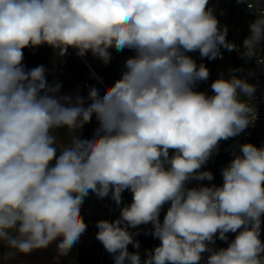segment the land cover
<instances>
[{
	"label": "clouds",
	"instance_id": "1",
	"mask_svg": "<svg viewBox=\"0 0 264 264\" xmlns=\"http://www.w3.org/2000/svg\"><path fill=\"white\" fill-rule=\"evenodd\" d=\"M208 5L0 0V243L10 250L4 259L55 243L59 264L86 231L81 207L91 192L97 199L110 195L120 208L118 218L95 225L114 264H264V145L238 144L221 169L222 185L187 187L214 179L202 166L220 141L239 136L257 116L250 103L256 86L235 75L243 69H230L227 78L221 73L208 95L196 86L208 80L209 70L189 53L212 61L224 48L245 61L256 57L264 6L248 3L256 19L240 51ZM42 45L61 60L71 48L104 65L111 62L110 49L134 55L103 95L89 86L85 98L61 95V83L47 81L44 65L25 68L22 50ZM93 116L92 138H81ZM61 129L67 143L59 142ZM125 190L132 202L121 207ZM149 224L144 234L160 244L142 261L134 239L139 233L130 229ZM230 232L237 235L228 246L214 249ZM129 244L137 251L129 252Z\"/></svg>",
	"mask_w": 264,
	"mask_h": 264
},
{
	"label": "built area",
	"instance_id": "2",
	"mask_svg": "<svg viewBox=\"0 0 264 264\" xmlns=\"http://www.w3.org/2000/svg\"><path fill=\"white\" fill-rule=\"evenodd\" d=\"M248 3H253L257 6H264V0H247V2L238 3L237 0H209V7L213 8L215 11L216 8H221L223 5L228 7H233L236 12L242 15V20L239 22H235V18L232 17V20L228 21L224 26H227V41L234 43L243 51L242 45L243 41L246 37L250 35L249 24L252 23L256 19L255 9H249ZM222 26L221 29L224 27ZM37 48H25L23 49L30 57V60L33 62L36 54ZM75 52V50H73ZM112 59L108 65H104L101 61L95 59L92 54L89 52L86 54L84 58L78 57L81 64L88 69L89 75L83 80V88L88 90L89 86H93L95 83H98L103 91L106 87L112 86L115 81L120 79L122 66L125 60L134 55V52L128 49H125L121 52L115 51V49H110ZM191 53H189L190 55ZM222 58H217L215 61H225L230 60L236 69H243V71L236 72L235 75L240 78L246 79L249 83L254 84L256 86L255 96L250 101L251 104L255 106L256 109V119L254 124L249 126L241 133L239 137V143H252L257 147L264 145V63L258 64L257 58L260 60H264V41L258 47L257 56L252 59L245 61L241 57L238 51H231L221 48ZM194 58H199L197 60V64L204 63L205 65H212V62H209L207 58H201L199 52L193 53ZM93 61H97L102 66V73H99L96 70V66ZM34 68V65H32ZM95 77H99L102 80L96 79ZM201 92H205L208 95H212L211 89V80L208 78L205 81V85ZM246 99V98H245ZM222 141H220L221 143ZM219 143V145H220ZM238 149L237 144L232 147V152H230L231 160L233 157V151ZM187 187H192L191 183L187 185ZM112 210V204L110 203V211ZM264 218V214H262L261 219ZM218 235V234H217ZM226 246L230 243L229 240L227 242L223 241ZM215 247V246H214ZM203 257L206 259L209 253H203Z\"/></svg>",
	"mask_w": 264,
	"mask_h": 264
},
{
	"label": "rangeland",
	"instance_id": "3",
	"mask_svg": "<svg viewBox=\"0 0 264 264\" xmlns=\"http://www.w3.org/2000/svg\"><path fill=\"white\" fill-rule=\"evenodd\" d=\"M214 15L218 19L220 27L224 26L228 21L232 20V17L235 18V22H239L242 20V15L240 13L236 12L233 7H228L225 5H223V7L221 8H216V10L214 11ZM190 55L193 57V53H191ZM68 56H70L71 59H73V61H75V63L81 67L82 64L80 60L78 59V57L75 55V52L73 51V49L71 48L69 49ZM193 59H195L197 63V60L199 58L193 57ZM93 62H94V65L96 66V70L99 73H102L101 64L97 61H93ZM209 62H212V65L215 67V80L221 75V73H223L225 78H227L229 75V70L236 69V66H234V64L230 60H225V61L212 60ZM56 68L62 74V78L59 81L62 85L60 94L61 95H65V94L75 95L77 92H79L81 95L84 96L86 89L83 88L82 76H78L72 69L68 68L65 65L64 60L63 59L61 60L60 58L56 60ZM196 90L200 91L198 89V84L196 86ZM240 135L234 138H229L226 141L222 140V143L228 147L229 154L226 156H220L218 158H214V157L210 158L208 162L205 165H203L202 168L200 169V171H211L213 173L214 179L212 181H207V180L200 181V182L192 181L191 182L192 187H195L197 184H203L206 186H211L212 184H215L217 186L222 185L223 178L221 175V169L223 167H226L231 161L230 152H232L233 146H235L236 144L237 145L240 144L239 143ZM81 137H82V132H81ZM58 139L61 144L68 142L69 137L66 135L65 130L61 129L58 131ZM171 151L172 150H170V153ZM234 151H238V149ZM110 212H111L110 202L107 200V198L97 199V197L91 192L89 193V196L85 198V201L81 207L82 217H83L84 222L87 224L89 231L92 230L93 220L95 219V217L108 216ZM140 226H137L136 229H138ZM136 229H130V231H136ZM227 235L229 237L228 239L229 242H231L235 238L237 233L230 232ZM135 238L138 240V235H136ZM217 242L219 241H216L215 244H217ZM226 247L227 246L225 244L224 248ZM49 249L51 250V252H54L55 247L49 246L47 250ZM103 249H104V246L101 243V246H100L101 253L103 252ZM8 251L10 250L6 248L2 243H0V264H56L55 259H54L56 256L55 257L49 256L48 261L46 260L43 262L39 261L40 256L38 255V253L40 252V254L43 255L45 249L35 250L32 253L27 254V255L18 254L15 257L4 259ZM77 255L74 257L69 256V255L60 256L59 264H91L90 260L86 261L85 259L81 261V258L83 257H80V256L77 257Z\"/></svg>",
	"mask_w": 264,
	"mask_h": 264
},
{
	"label": "trees",
	"instance_id": "4",
	"mask_svg": "<svg viewBox=\"0 0 264 264\" xmlns=\"http://www.w3.org/2000/svg\"><path fill=\"white\" fill-rule=\"evenodd\" d=\"M23 51V55H24V60L23 63L25 65L26 69H31L32 65H34V67L38 66V65H44V67L47 69L46 72V79L48 82H52L54 79L57 81H60V79L62 78V74L61 72L56 68V60L59 59L58 57H56L54 55V51L51 47L47 46V45H42L39 46L37 49V54L36 57L34 59V61L32 62L30 60L29 55L24 51ZM65 65L72 69L78 76H82V80H84L88 75V69L81 65L78 66L75 61H73V59H71L70 56H65L63 58ZM208 70H209V79L211 80V84L213 81H215V67L213 65H205ZM238 78H240L239 76H237ZM205 85V81L203 82H199L198 83V89L200 91H202L203 87ZM93 86L97 87L100 90L101 95H103L104 91L102 89V87L98 84L95 83ZM88 94V90H86V92L84 93V97L86 98ZM97 126V122L95 120V117L93 116L92 121L88 124H86L84 126V128L81 130L82 132V137L84 139H91L94 129ZM229 154V150L228 147L223 144L222 142L219 145V150L217 153H215L212 157L214 158H218L220 156H226ZM210 157V158H212ZM107 200L112 204V210L110 212V214L108 216H97L95 217V219L93 220V227L92 230L89 231L88 227L86 228V231L82 234L80 241L73 247L72 250H70L68 252L67 255L69 256H76L77 257H83L81 258V261L85 260L89 261L91 264H114V260L111 256V254H109L105 248L103 249V252H100V246H101V242L98 241L96 239V233L98 231V229L96 228V222L99 220H109L112 221L116 218L119 217L120 214V208H118L115 205V202L111 199V196L109 195V197H106ZM122 205L124 204H130L132 202V193L129 190H125L122 193ZM170 206L169 204H165L161 210L160 213V217L159 219L161 221H163L164 215L167 212L168 207ZM82 216V213H81ZM152 228V225H141L138 229H136V231L139 233L138 234V240L134 237L135 240L139 241L140 244V248H139V253L141 255V260L143 261L146 256V250H152L154 249L156 246H159L160 241L158 239L153 238L150 234L149 235H145L144 232L148 231ZM217 244H215V248L219 249L221 247H225V244L222 240L220 239H216ZM50 246H54L55 250L54 252H51V250H47L45 249L44 254L41 255L40 252L38 253V255L40 256L39 261L43 262V261H48V257L49 256H57V249H56V244L53 243ZM49 248V247H48ZM128 250L129 252H135L137 251V249H135L131 244L128 245ZM36 256V255H35ZM91 258V259H90ZM62 260V259H61ZM87 263V262H86Z\"/></svg>",
	"mask_w": 264,
	"mask_h": 264
},
{
	"label": "water",
	"instance_id": "5",
	"mask_svg": "<svg viewBox=\"0 0 264 264\" xmlns=\"http://www.w3.org/2000/svg\"><path fill=\"white\" fill-rule=\"evenodd\" d=\"M261 235H260V239H261V242L264 243V218L261 219ZM214 249H216L214 247Z\"/></svg>",
	"mask_w": 264,
	"mask_h": 264
}]
</instances>
